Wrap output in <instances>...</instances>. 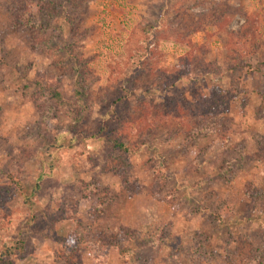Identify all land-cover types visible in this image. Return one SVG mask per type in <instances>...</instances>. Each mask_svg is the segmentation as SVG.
Listing matches in <instances>:
<instances>
[{
  "label": "rangeland",
  "instance_id": "rangeland-1",
  "mask_svg": "<svg viewBox=\"0 0 264 264\" xmlns=\"http://www.w3.org/2000/svg\"><path fill=\"white\" fill-rule=\"evenodd\" d=\"M218 2L239 12L218 25ZM257 195L264 0H0V264H88L57 242L73 233L127 247L121 264L199 246L201 264H254Z\"/></svg>",
  "mask_w": 264,
  "mask_h": 264
},
{
  "label": "trees",
  "instance_id": "trees-1",
  "mask_svg": "<svg viewBox=\"0 0 264 264\" xmlns=\"http://www.w3.org/2000/svg\"><path fill=\"white\" fill-rule=\"evenodd\" d=\"M211 10L212 11L209 13V15L215 20L216 23H218V25L221 23L222 19L226 17L227 13L229 12L238 13L239 12L237 9H234L233 7L229 6L225 2L216 3L215 5L212 6ZM29 20L30 19H27L26 23L28 22L32 23ZM30 27L34 28L33 25H30ZM240 64H243V63H240ZM61 92L62 91L60 89H56L54 91L53 96L54 98H57V100H60V101L62 100V102L66 103V101H64V99L61 97V94H62ZM211 128H212L211 125L209 126L208 124H205L199 127L198 130L206 133L207 131H210ZM194 134H197V133L195 132H193L192 134L189 133V137L191 139L192 138L194 139V136H195ZM115 144H117L118 146H121L125 154H128V152H131L133 150L122 141L116 140ZM226 166L228 165L226 164ZM150 168L153 173L154 180H153L152 186L150 187L149 194L153 196L155 192H157L158 190H161L164 187V185L166 184V179L164 177L163 172L161 171L160 163L158 161H151ZM226 168L227 167H223L224 171ZM87 188L88 189L86 190V192L82 194L84 199H86L89 196L88 195L89 192L96 191L95 187H92L90 185H87ZM169 197L171 196H168L165 199L166 201L168 200V202H170ZM256 201L263 208L262 210L264 212L263 195H257ZM103 204H104L103 202L99 203L100 207H102ZM75 208L76 207L74 205V207H72L73 211H71L69 215L74 214ZM128 232L130 233V231ZM57 242L64 247V251L66 254L73 252V250L79 249L81 246L83 247V249H89L91 264H106V260L108 258V251L111 247L117 248L120 258L125 252H128L127 247H123L118 242L109 241L108 239H106L104 235H100L99 237H97L95 241L89 243L88 241L85 240V238L82 235L73 233V234H68L67 236H64V237L57 238ZM250 250L252 251V249ZM79 252H77L73 258L71 259L67 258L68 264H75L76 262L75 260L78 259ZM204 253L205 252L201 250L200 246L198 247V249L197 248L194 250L192 249L191 256H192L193 264H201V260L203 258ZM253 257H254L253 263L260 264L259 262H261L262 260L264 261V252L258 250L257 252H254Z\"/></svg>",
  "mask_w": 264,
  "mask_h": 264
},
{
  "label": "crops",
  "instance_id": "crops-1",
  "mask_svg": "<svg viewBox=\"0 0 264 264\" xmlns=\"http://www.w3.org/2000/svg\"><path fill=\"white\" fill-rule=\"evenodd\" d=\"M123 223H122L123 225H126L125 222H123ZM90 261L91 260L89 259L88 264H91ZM106 264H121L120 257L118 255V251H117V249L115 247H111L109 249V251H108V258L106 260Z\"/></svg>",
  "mask_w": 264,
  "mask_h": 264
}]
</instances>
